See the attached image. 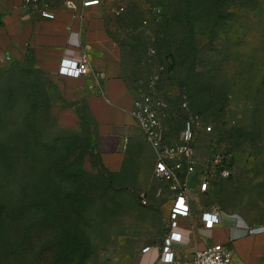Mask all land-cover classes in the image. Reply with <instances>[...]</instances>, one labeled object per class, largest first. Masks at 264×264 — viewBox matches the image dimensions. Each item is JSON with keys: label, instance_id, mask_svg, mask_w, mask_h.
<instances>
[{"label": "rangeland", "instance_id": "rangeland-1", "mask_svg": "<svg viewBox=\"0 0 264 264\" xmlns=\"http://www.w3.org/2000/svg\"><path fill=\"white\" fill-rule=\"evenodd\" d=\"M131 1L136 5V10L147 16L151 15L153 5H160L164 9L171 3L183 5L178 0ZM116 2L110 1L106 5L107 8L110 6L111 13L113 5L118 3ZM196 2L205 7L213 5L210 0ZM218 5H222L220 11L223 20L216 27L212 46L207 39L209 22H195L196 42L202 45L195 70L201 72L199 77L204 86L217 92L221 99L217 105L219 112L213 115L208 111L202 112L205 120L212 126L211 131L240 143L236 144L237 158L233 174L217 180L205 195L199 196L192 189L190 194L193 202L198 201L199 206L215 203L221 210L236 212L251 222H264V0H221ZM113 17L111 20H118V17ZM175 25V30L185 33L186 25L182 19L177 20ZM173 39L177 43L179 36L176 35ZM161 51L163 54L171 51L175 62L170 72L163 70L159 73V95L167 99L172 111H176L177 87L187 80L186 72L181 68L182 57L178 55L176 47H164ZM144 56L146 57V52ZM156 67L151 66V73L146 75V65H143L141 79L145 81L147 76L156 71ZM187 86L191 87L190 83ZM42 95L39 103H42L44 111L36 114L32 121V133L39 141L31 158L35 167H56L59 160L65 158L68 160V167H83L94 173L96 170L101 171L102 176L113 178L117 188L110 195L97 196V202L106 209L100 223H95V226L99 223L96 229L91 231L95 247L92 248V256L84 264H133L142 247L160 239L164 233L165 218L162 211L156 208L159 201H154V204L151 200H156L153 197L154 191L158 188L165 190V187L155 178L146 187V167H129L126 157L121 162L118 157L103 156L97 148H92V135L84 126L80 127L78 122L73 124L74 109L59 107L62 101H57L51 91L42 92ZM176 113L175 120L173 118L174 121L172 120L167 130L170 135L181 127L183 120L181 114ZM236 128L247 133L244 141L238 139ZM199 132L196 140L197 156L202 159L208 154L211 145L209 135H203L202 130ZM238 149L248 150L252 154L245 157ZM15 151L20 166L24 167V163H21L23 148H16ZM37 158L38 162H35ZM118 164L120 167H115ZM134 177L138 179L139 185L135 184ZM54 180L56 181L55 177ZM195 182V179L191 180L189 186L193 188ZM141 192L149 194L146 206L141 201ZM33 234L37 252L42 234V226L37 219L34 221ZM39 254L16 259L11 264H43L45 260L38 258Z\"/></svg>", "mask_w": 264, "mask_h": 264}, {"label": "trees", "instance_id": "trees-1", "mask_svg": "<svg viewBox=\"0 0 264 264\" xmlns=\"http://www.w3.org/2000/svg\"><path fill=\"white\" fill-rule=\"evenodd\" d=\"M180 1L183 5L171 3L165 9L160 5H153L150 16L136 10V5L131 0L119 4L124 5L120 13L112 11L118 17L112 37L117 38L122 47L120 68L131 92L136 94L139 88L147 85L150 75L145 81L141 79L143 65H146V75L151 73V66H157L159 73L172 70L175 62L171 57L173 53L169 51L163 54L162 48L174 46L182 57L181 68L186 72L187 80L177 87L178 109H170L167 127L171 126L173 118L175 120L176 112L184 119V113L180 109L183 93L186 94L190 109L200 114L206 123L209 122L205 120L203 111L212 115L220 111L217 108L221 100L219 94L206 88L199 77L201 72L195 70L202 45L196 42L194 28L197 21L209 22L207 39L211 46L214 44L216 27L223 20L220 11L222 5H218L221 0H210L213 5L206 7L197 5L196 0H178ZM157 8L159 12L155 11ZM144 18L148 20L146 25L142 22ZM179 19L185 22V33L175 30V22ZM176 35L179 36L177 43L173 39ZM151 49L154 50L153 53L150 52ZM32 64L33 59L30 57L24 64L0 68V264H11L16 259L36 255L38 252V258L45 260L43 264H84L92 256V248L95 247L91 231L96 229L106 209L97 202V196L110 195L117 188L113 178L102 176L101 171L96 170L94 173L83 167H68V160L65 158L59 160L56 167H35L31 158L39 141L32 133V121L36 114L44 111L42 103H39L42 92L51 91L57 101H62L59 107H72L78 116V125L84 126L90 136L92 129L86 105L64 99L57 84ZM160 82L159 74L156 82L158 92ZM189 83L191 87L188 88ZM162 98L167 101L165 97ZM202 132L234 150L236 160V144L239 141L235 143L223 134L215 135L213 131ZM237 134L241 142L247 138V133L241 128H236ZM199 135L198 131L196 140ZM90 142L92 148H96L92 136ZM19 147L24 150L21 158L24 167L20 166L15 151ZM240 152L245 157L252 154L248 150ZM36 161L38 162V158ZM36 219L42 226L37 252L33 234ZM97 222L99 223L95 226Z\"/></svg>", "mask_w": 264, "mask_h": 264}, {"label": "crops", "instance_id": "crops-1", "mask_svg": "<svg viewBox=\"0 0 264 264\" xmlns=\"http://www.w3.org/2000/svg\"><path fill=\"white\" fill-rule=\"evenodd\" d=\"M49 1L55 11L53 18L41 17L25 0H0V68L24 64L31 57L32 65L40 68L57 84L64 99L86 105L97 150L103 156L118 157L121 162L126 157L129 167H146V187H149L152 178H155V153L132 114L136 94L128 88L121 73L122 47L117 38L112 37L117 23L111 20L114 15L110 6L106 7L114 0H102L97 6L87 7L80 17L66 8L63 0ZM116 1L118 3L114 7L125 2ZM82 51L89 57L88 73L73 77L57 72L62 55H77ZM96 72L102 77L97 78ZM74 112L73 124H76L79 119ZM125 138L126 148H123ZM119 164L115 167H120ZM134 179L138 184V179ZM160 182L165 190H162L160 198L151 200V203L159 201L155 206L165 218V232L160 239L146 243L149 248L143 251V246L133 264H164L160 245L168 230L171 201L167 185ZM192 190L199 195L195 187ZM203 206L194 201L191 215L179 218L177 230L182 233V239L174 245L178 257L188 258L207 244L221 242L232 248L238 264H264V228L249 230L264 225V222H251L241 214L222 209L220 223L206 228L199 217Z\"/></svg>", "mask_w": 264, "mask_h": 264}, {"label": "built area", "instance_id": "built-area-1", "mask_svg": "<svg viewBox=\"0 0 264 264\" xmlns=\"http://www.w3.org/2000/svg\"><path fill=\"white\" fill-rule=\"evenodd\" d=\"M33 11L41 17L53 18L55 11L49 0H25ZM102 0H63V5L70 9L74 15L83 16L84 9L97 6ZM124 5L115 7L112 11L120 13ZM159 12V8L155 10ZM143 24L148 20L143 19ZM154 52L153 49L150 50ZM162 66L159 67L161 69ZM90 70L88 54L84 51L77 55L65 54L60 57L57 72L62 75L78 77L85 75ZM97 78L102 77L99 72ZM159 72L156 70L148 79L145 88H139L136 93L132 114L144 136L155 153L153 176L167 185L171 201L168 214V230L162 238L160 245L161 261L164 264H238L233 257L230 246L214 242L203 248L197 249L188 258H180L176 255L174 245L182 239V233L177 230L179 218L190 216L193 207V198L190 194L189 183L195 179V189L199 195H205L213 183L221 178L230 177L235 167L234 150L224 142L217 141L209 136L210 149L208 154L200 159L197 156L196 137L197 132L202 130L209 133L212 126L206 123L200 114L190 109L186 94L181 95L180 109L184 113V119L177 133L168 134L166 120L170 117L168 102L163 99L156 89ZM90 87H94L90 84ZM212 137V138H211ZM127 138L124 139L123 148H126ZM146 196V197H145ZM162 189L153 192V197L160 198ZM141 201L147 204L148 194L140 193ZM222 210L215 204L204 205L199 217L202 225L211 228L220 223ZM264 225L254 226L250 231H257ZM149 246L143 247V251Z\"/></svg>", "mask_w": 264, "mask_h": 264}]
</instances>
